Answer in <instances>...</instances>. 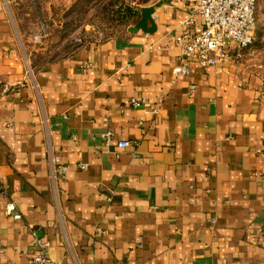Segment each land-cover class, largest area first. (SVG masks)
<instances>
[{
  "label": "crops",
  "instance_id": "obj_1",
  "mask_svg": "<svg viewBox=\"0 0 264 264\" xmlns=\"http://www.w3.org/2000/svg\"><path fill=\"white\" fill-rule=\"evenodd\" d=\"M133 5L126 33L34 64L0 0V264L32 232L63 264H264V77L233 57L175 74L188 3Z\"/></svg>",
  "mask_w": 264,
  "mask_h": 264
},
{
  "label": "rangeland",
  "instance_id": "obj_2",
  "mask_svg": "<svg viewBox=\"0 0 264 264\" xmlns=\"http://www.w3.org/2000/svg\"><path fill=\"white\" fill-rule=\"evenodd\" d=\"M71 11L66 8L67 0H11L10 9L24 43L31 52L34 64L64 56L77 48L106 38L120 36L129 24L124 6L120 11L111 5L142 4L150 0H79ZM36 5H34V4ZM108 5V6H106ZM106 6V7H105ZM114 11V12H111ZM257 23L253 43L242 52L240 63L252 72L264 77V0H258Z\"/></svg>",
  "mask_w": 264,
  "mask_h": 264
},
{
  "label": "built area",
  "instance_id": "obj_3",
  "mask_svg": "<svg viewBox=\"0 0 264 264\" xmlns=\"http://www.w3.org/2000/svg\"><path fill=\"white\" fill-rule=\"evenodd\" d=\"M186 2L192 14L185 22L187 30L175 38L180 48L179 59L182 63L174 67V73L188 75L192 60L202 67L219 66L230 57L241 60L242 51L254 40L258 0H186ZM196 15L202 17V22L197 20ZM14 88V84L0 79V91L7 92ZM144 102L132 99L134 106H141ZM106 136L109 140L111 133L108 132ZM128 146L127 140L117 143L119 148ZM49 161L54 182L63 181L67 175L68 165L57 155L50 154ZM83 166L85 165H81ZM7 213L16 219L21 218L13 202L8 203ZM32 234L37 248L30 251V255L22 264H63L48 255L47 242L37 239L35 232Z\"/></svg>",
  "mask_w": 264,
  "mask_h": 264
},
{
  "label": "trees",
  "instance_id": "obj_4",
  "mask_svg": "<svg viewBox=\"0 0 264 264\" xmlns=\"http://www.w3.org/2000/svg\"><path fill=\"white\" fill-rule=\"evenodd\" d=\"M106 6H108V5H106ZM106 6H105V7H106ZM121 6L126 7V5H121ZM121 6H120V7H121ZM110 8H111L112 10H114V6H113V5H111ZM126 9H129V8H126ZM112 10H111V12H114V11H112ZM117 11H120V9H117Z\"/></svg>",
  "mask_w": 264,
  "mask_h": 264
},
{
  "label": "water",
  "instance_id": "obj_5",
  "mask_svg": "<svg viewBox=\"0 0 264 264\" xmlns=\"http://www.w3.org/2000/svg\"><path fill=\"white\" fill-rule=\"evenodd\" d=\"M141 24L143 25V24H144V22H141ZM136 28H137V27H136ZM136 28H135V29H136ZM132 30H134V28H133Z\"/></svg>",
  "mask_w": 264,
  "mask_h": 264
}]
</instances>
